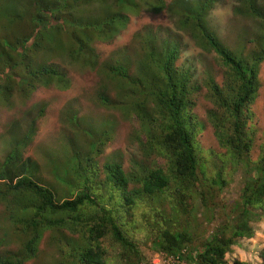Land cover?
I'll list each match as a JSON object with an SVG mask.
<instances>
[{
    "label": "trees",
    "instance_id": "obj_1",
    "mask_svg": "<svg viewBox=\"0 0 264 264\" xmlns=\"http://www.w3.org/2000/svg\"><path fill=\"white\" fill-rule=\"evenodd\" d=\"M8 1L0 4V109L24 108L23 101L40 86L68 89L66 71L48 62L54 55L99 71L104 79L93 93L95 101L122 118L135 117L138 128L117 150L119 159L104 157L100 164L96 155L103 152L115 123L87 125L67 108L65 130L71 136L63 153H43L51 180L37 158L24 152L46 104L22 109L4 123L2 133L9 141L0 158V228L7 226L9 237L0 230V264H143L141 246L174 258L173 264H246L228 262L225 254L238 239L253 237L254 225L264 219V142L254 173L246 177L225 220L209 233L197 227L203 225L199 217L210 222L206 213L219 207L228 165L233 160L237 167L250 163L253 127L247 121L253 116L250 107L264 59V0L232 1V12L227 11L239 25L234 47L225 44L209 19L221 0ZM162 9L176 17L177 30L188 32L195 46L214 53L221 69V79L214 68L202 76L201 86L213 105L208 121L225 150L214 161L210 157L204 185L197 179V121L190 97L199 85L189 84L197 79L196 69L181 58L188 48L184 36L170 28L157 41L142 27L104 60L93 46V40H107L126 27L129 18L122 12ZM247 42L252 45L245 46ZM152 154H169L167 165L141 169L140 160ZM43 239L52 250L49 259L39 247ZM258 256L264 264V247Z\"/></svg>",
    "mask_w": 264,
    "mask_h": 264
},
{
    "label": "rangeland",
    "instance_id": "obj_2",
    "mask_svg": "<svg viewBox=\"0 0 264 264\" xmlns=\"http://www.w3.org/2000/svg\"><path fill=\"white\" fill-rule=\"evenodd\" d=\"M7 1L8 0H4V3L0 2V4H8L9 1ZM12 1L13 0H11V2ZM164 1L168 2L169 0ZM232 1L234 0H221V3L217 4L212 11H210L209 19L215 26L218 36L223 39L225 44L234 47L239 39L237 37L239 25L235 26L231 15L227 11L229 8L232 12ZM69 7L78 12L71 5ZM147 10H139L135 13H129L128 11L122 12V15H126L129 18L126 27L124 26L123 28H120L117 33L111 35L107 40H93V46L95 47L99 59L104 60L108 58L114 50L120 48L122 44L131 42L133 34L142 27L153 35L156 40H160L166 36L170 28L176 30V32L179 31L184 36L185 41L188 42V48L186 51L181 52V58L192 64L194 69H196L197 79L192 78L189 84L192 86L194 84L195 86L199 85V89L190 93V97L193 102L192 112L197 121V128L195 133L193 132L195 152L200 159V170L197 171V179L200 185H204V183L209 182L207 180V174L211 169L208 163L210 157L212 158V161H214L216 157L225 152V150L218 144L214 135L213 126L208 121V110L213 108V105L205 96V87L201 86L203 80L202 76L204 71L212 70L214 68L219 75L217 79H221V69H218L220 68L219 66L217 67L218 62L216 59L214 60L213 52H208L204 49L201 50L200 47L195 46L194 39L188 34V32L177 30L176 17H170L165 9H162L159 12H150ZM249 25H251L250 22ZM2 26L4 25L1 22L0 34L2 32ZM246 45H252V43L247 42L245 43V46ZM248 50L249 49L246 50L243 48L244 53ZM48 62L63 67L66 71L67 77L71 81L70 87L65 90H60L53 85L40 86L32 93L28 100L23 101L24 104L26 102L24 108H14L13 111L3 108L0 109V157L4 155V152L8 147L6 145V139L8 137L5 140L1 137V133L3 132L2 125L10 121L13 117L18 116L17 112L19 113L20 110L26 109L35 104L45 103L46 109L44 116L40 117L37 121L38 129L36 135L31 144L25 149V155L37 158L41 166V171L45 177L51 180L54 179V176H52L50 171L45 167V164L48 161L47 157L43 154L45 152L44 149L62 154L64 151V141L67 142L68 136H71L68 134L67 130H65L68 126L64 120V116L67 114L65 113L67 112V108H71V110L75 111L79 120H82L87 125L97 126L99 123L107 121V127L109 124L115 123L114 132L111 138L104 146L102 150L103 152L96 155V159L100 158V164L104 162V157L119 159L117 150L124 148L125 145L128 144V135L131 131L138 128V123L135 117L130 119L122 118L119 111L112 108H105L95 101L93 93L97 85L104 79L99 71L83 67L76 62L71 64L72 62H69V60H63V57L59 58L54 55H51V59ZM258 77L259 88L257 96L250 107L253 116L247 121L250 126L253 127V143L250 151H248L247 157L250 163H248L249 165L238 164L237 167L233 160L232 163L228 165L229 172L227 173V177L229 180L224 187L220 201V204L224 205V207H220L219 204L218 208L212 210L213 214L206 213V215H209L210 217V222H205L204 219L199 217L202 220L203 225H199L197 229L201 232L209 233L212 227L225 220L229 205L235 202L236 197H239L246 177L249 178L253 175L254 169L252 166L260 158V147H263L264 142V59L259 63ZM107 85L110 89L111 86L109 84ZM60 132H64L66 135L59 136ZM135 145L136 142L132 149H134ZM52 154L56 156V154ZM135 154H140L138 148L135 149ZM169 154L165 156L152 154V156L147 159L140 160V168L152 170L157 166H166ZM171 205L172 204L168 203V211L174 209ZM1 209L2 205H0V210ZM254 227H256V231L253 237L249 239H238V243L236 242L231 245V250L225 254V259L228 262H232L233 259H239L246 264H259L260 258L258 252L264 247V219L254 225ZM2 228H0V230L4 233L6 232L5 234L9 237L8 227L5 226V229ZM48 234V232L45 233V235ZM45 240L46 239H43V241H41L39 247L40 249L44 248L45 253H48L46 259H49L52 250L48 243L45 244ZM10 247H15V245H9V248ZM141 249L144 253L143 264H152V261H158L162 264L161 256L153 254L143 246H141ZM27 264H31V262H27Z\"/></svg>",
    "mask_w": 264,
    "mask_h": 264
},
{
    "label": "clouds",
    "instance_id": "obj_3",
    "mask_svg": "<svg viewBox=\"0 0 264 264\" xmlns=\"http://www.w3.org/2000/svg\"><path fill=\"white\" fill-rule=\"evenodd\" d=\"M11 111H13V110H11ZM1 137H2L3 140H5V139L8 137V134H3V133H1ZM8 141H9V140L6 141V145H7V146H8V144H7ZM7 149H8V147L6 148V150H7ZM6 150H5V152H6ZM5 152H4V154H5ZM24 152H25V151H24ZM2 157H3V156H2ZM0 158H1V157H0ZM99 159H100V158H99ZM160 258H161V260H162V264H163V262L166 263L165 259H170V260H171L170 264H173L174 261H175L174 258L169 257V256H161ZM152 264H155V262L152 261Z\"/></svg>",
    "mask_w": 264,
    "mask_h": 264
},
{
    "label": "built area",
    "instance_id": "obj_4",
    "mask_svg": "<svg viewBox=\"0 0 264 264\" xmlns=\"http://www.w3.org/2000/svg\"><path fill=\"white\" fill-rule=\"evenodd\" d=\"M166 263L163 262V264H170L171 260L170 259H165ZM155 264H160L158 261H154Z\"/></svg>",
    "mask_w": 264,
    "mask_h": 264
}]
</instances>
